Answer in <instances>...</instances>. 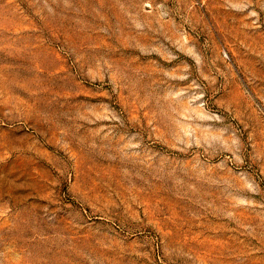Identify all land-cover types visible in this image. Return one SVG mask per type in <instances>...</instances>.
Instances as JSON below:
<instances>
[{"label":"rangeland","instance_id":"1","mask_svg":"<svg viewBox=\"0 0 264 264\" xmlns=\"http://www.w3.org/2000/svg\"><path fill=\"white\" fill-rule=\"evenodd\" d=\"M0 264H264V0H0Z\"/></svg>","mask_w":264,"mask_h":264}]
</instances>
